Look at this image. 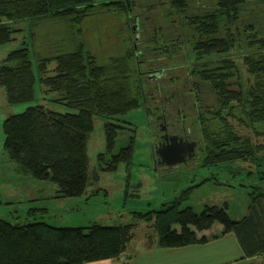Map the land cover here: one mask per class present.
Masks as SVG:
<instances>
[{
	"label": "trees",
	"instance_id": "16d2710c",
	"mask_svg": "<svg viewBox=\"0 0 264 264\" xmlns=\"http://www.w3.org/2000/svg\"><path fill=\"white\" fill-rule=\"evenodd\" d=\"M256 2L264 0H0V45L21 30L12 27L14 21H32L34 37L45 21L63 22L61 43L49 42L44 51L36 47L34 54L24 45L0 63V85L10 104H30L4 120L6 150L26 174L52 180L65 197H79L90 177L88 140L95 115L108 118L112 149L121 125L111 118L146 105L149 97L163 116L176 104L178 118L170 123L197 136L198 153L191 160L219 166L227 183L247 187L249 205L246 215L233 220L216 205L197 213L180 209L182 198L168 202L151 213L162 246L205 241L198 232L220 222L224 232L237 233L248 254L264 253V29L254 16ZM246 12L252 16L246 18ZM106 24L111 30L104 48L98 44L93 51L77 42ZM51 61L55 66L49 69ZM174 62L188 68L182 79L171 70ZM38 84L57 92L55 101L70 110L38 103ZM133 152L134 139L113 161L130 162ZM134 235L131 223L55 226L42 218L12 222L0 216V264L115 258Z\"/></svg>",
	"mask_w": 264,
	"mask_h": 264
},
{
	"label": "rangeland",
	"instance_id": "374dc122",
	"mask_svg": "<svg viewBox=\"0 0 264 264\" xmlns=\"http://www.w3.org/2000/svg\"><path fill=\"white\" fill-rule=\"evenodd\" d=\"M256 5L258 12L256 11L254 16L259 23V28L264 29V9L259 10L264 8V3L256 2ZM250 16L252 15L246 12L245 17L250 18ZM115 21L117 22L118 19L115 18ZM31 22L26 20L11 23L13 28L21 30L14 34L13 40L0 45V63L15 48L28 45L34 54L37 51L36 47L44 51L46 48L49 49V42L55 44H58V41L62 42V39H58L62 37L58 32L63 22L45 21L39 27L38 34V30L35 29V37L31 33ZM135 23L134 26L138 27L137 20ZM99 30L90 37L84 35V40L81 37L77 42L85 41L87 44L85 45L93 51L98 44H100L99 48H104L102 41L111 27L106 24L102 30ZM65 35L70 36V33ZM113 42L117 43V39ZM113 42L109 41L108 44L111 48H116ZM53 63V61L49 63V69L55 66ZM182 64L174 62L173 65L177 66L171 69L181 76L179 79H182L188 70V68L180 69ZM152 82L153 80L150 82L151 88L156 85L155 81ZM37 87L38 103L61 112L70 110L67 106L55 101L58 97L57 92L47 91L48 88L45 85L38 84ZM160 93H163L162 89ZM157 97L162 100L161 102L164 101L160 96ZM151 99L149 97L146 105L131 109L117 119H110L121 125L117 129L116 142L112 149L109 147L105 128L108 118L94 116V130L88 140L90 176L88 185L83 195L65 197L60 192L59 186L52 180L38 179L23 172L17 161L6 150L4 120L9 115L23 112L30 104H10L5 88L0 85V216L12 222L42 218L55 226L89 227L95 223L113 225L137 222L139 226L134 232L136 240H139L144 232L153 231L151 213L154 209L164 208L168 202H173L177 198H182L179 204L182 210L192 207L195 212L201 213L206 206L216 205L226 208L233 220L246 215L249 189L239 184L230 182L228 184L226 181L228 174L221 173L219 166L200 165L202 161L191 160L193 156L187 162L176 164L177 166L173 169L166 167L167 164L161 160L157 151L162 149L164 144L171 143V137L174 134L169 133L181 132L170 123L178 118L175 113L178 106L174 104L171 110L164 114L165 117L167 116L165 120L163 113L155 109V103ZM153 99L158 100L156 97ZM178 103L181 105L180 101ZM184 129L181 134L186 136L185 141L188 143L196 141L197 136L185 134L187 131L185 129L184 132ZM240 131L247 132L245 128H241ZM165 135L170 138L164 140ZM133 139L134 152L130 162L120 160L115 163L112 155L119 154ZM184 148H187L186 144Z\"/></svg>",
	"mask_w": 264,
	"mask_h": 264
},
{
	"label": "crops",
	"instance_id": "0c3cea01",
	"mask_svg": "<svg viewBox=\"0 0 264 264\" xmlns=\"http://www.w3.org/2000/svg\"><path fill=\"white\" fill-rule=\"evenodd\" d=\"M131 224L134 230L139 226L137 222ZM198 234L206 236L207 240L164 247L153 228L152 232H144L139 240L134 235L120 256L82 264H264V253L248 254L237 233L224 232L220 222Z\"/></svg>",
	"mask_w": 264,
	"mask_h": 264
},
{
	"label": "water",
	"instance_id": "95a60500",
	"mask_svg": "<svg viewBox=\"0 0 264 264\" xmlns=\"http://www.w3.org/2000/svg\"><path fill=\"white\" fill-rule=\"evenodd\" d=\"M197 144L198 142L194 140L188 143L187 148H184V138L180 135H174L171 137V143L164 144L163 148L157 152L160 154L162 161L169 166H173L187 162L193 156H196Z\"/></svg>",
	"mask_w": 264,
	"mask_h": 264
},
{
	"label": "flooded vegetation",
	"instance_id": "af4514ba",
	"mask_svg": "<svg viewBox=\"0 0 264 264\" xmlns=\"http://www.w3.org/2000/svg\"><path fill=\"white\" fill-rule=\"evenodd\" d=\"M169 132H170V131H169ZM163 133H164V132H163ZM169 134H175V133H169ZM176 134H178V135H180L181 137L184 138V145L186 144V146L188 147V142L185 141V137H186V136L184 137V135H182L181 132H179V133L176 132ZM162 135H163V134H162ZM166 167H167V166H166ZM167 168H169V167H167ZM174 168H175V167H174ZM169 169H171V168H169Z\"/></svg>",
	"mask_w": 264,
	"mask_h": 264
},
{
	"label": "bare ground",
	"instance_id": "6f19581e",
	"mask_svg": "<svg viewBox=\"0 0 264 264\" xmlns=\"http://www.w3.org/2000/svg\"><path fill=\"white\" fill-rule=\"evenodd\" d=\"M174 135H178V134L175 133ZM164 137H165L164 140H167L170 138V137L167 138V135H165Z\"/></svg>",
	"mask_w": 264,
	"mask_h": 264
}]
</instances>
